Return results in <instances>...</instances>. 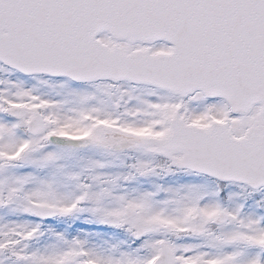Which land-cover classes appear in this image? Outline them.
Instances as JSON below:
<instances>
[{
    "label": "snow or ice",
    "instance_id": "6c2138e0",
    "mask_svg": "<svg viewBox=\"0 0 264 264\" xmlns=\"http://www.w3.org/2000/svg\"><path fill=\"white\" fill-rule=\"evenodd\" d=\"M0 264H264V0H0Z\"/></svg>",
    "mask_w": 264,
    "mask_h": 264
}]
</instances>
